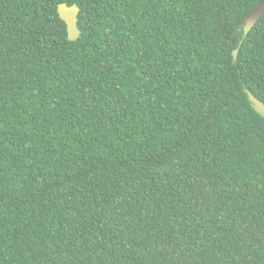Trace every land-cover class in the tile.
I'll return each instance as SVG.
<instances>
[{"label":"trees","instance_id":"1","mask_svg":"<svg viewBox=\"0 0 264 264\" xmlns=\"http://www.w3.org/2000/svg\"><path fill=\"white\" fill-rule=\"evenodd\" d=\"M262 1L0 0V264H264Z\"/></svg>","mask_w":264,"mask_h":264},{"label":"water","instance_id":"2","mask_svg":"<svg viewBox=\"0 0 264 264\" xmlns=\"http://www.w3.org/2000/svg\"><path fill=\"white\" fill-rule=\"evenodd\" d=\"M79 6L74 3L72 5H67L64 2L58 3L57 12L59 17L65 22L67 36L69 40H77L81 34V30L78 27V13ZM264 14V0L256 5L244 18L241 24V29L238 32L243 31V38L250 31V29L255 25L258 19ZM242 38V39H243ZM241 43V42H240ZM232 44H234V39H232ZM239 47L232 51L233 57L236 58ZM248 99L252 108L261 116L264 117V102L258 99L250 90H246Z\"/></svg>","mask_w":264,"mask_h":264}]
</instances>
